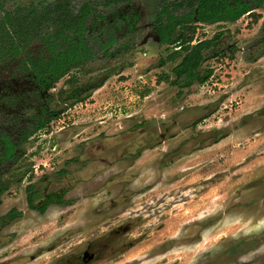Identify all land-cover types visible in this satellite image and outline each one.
Returning <instances> with one entry per match:
<instances>
[{"label": "rangeland", "instance_id": "obj_1", "mask_svg": "<svg viewBox=\"0 0 264 264\" xmlns=\"http://www.w3.org/2000/svg\"><path fill=\"white\" fill-rule=\"evenodd\" d=\"M55 1L0 0V20ZM157 1L121 0L141 12L136 32L107 52L90 30L94 58L47 88L0 58V133L18 141L48 119L0 162V264H83L76 255L97 239L109 248L88 264H264V2L258 20L197 24L195 42L223 33L192 70L202 81L178 77L185 51L166 60L180 47L159 41ZM34 181L38 199L67 202L32 209Z\"/></svg>", "mask_w": 264, "mask_h": 264}, {"label": "trees", "instance_id": "obj_2", "mask_svg": "<svg viewBox=\"0 0 264 264\" xmlns=\"http://www.w3.org/2000/svg\"><path fill=\"white\" fill-rule=\"evenodd\" d=\"M73 1L57 0L17 7L14 10H6L0 20V58H17L19 69L31 73L39 84V89L47 88L70 69L83 66L94 58L93 46L87 38L90 30L98 31L97 36L91 38L102 37L99 47L106 49L107 52L108 48L118 41V32L122 34L136 32L139 15L119 8L121 0L100 2L104 8L97 10L89 2L78 7ZM262 1L264 2V0H158L157 22L160 42L174 48L180 46V49H173L166 60L176 58L185 51L180 65L176 68L178 77L187 75L191 79L202 81L206 78L199 75L193 77L192 74V70L200 64L203 49L210 42L206 40L195 45L191 43L195 33V26L191 24L194 15L199 20L212 22L236 20L241 15L249 13L258 20L261 14L253 9L254 5ZM113 4L115 5L112 6ZM181 9L185 12L177 14ZM36 43H41L39 48L43 50L32 52L31 49ZM47 122L48 119L40 116L33 128L24 130L18 142L2 134L0 160L11 158L17 146L27 140L34 131L44 128ZM28 200L31 207L39 208L30 194ZM47 202L49 201L45 203ZM58 202L63 200L58 199ZM45 203L41 206L42 211L45 209Z\"/></svg>", "mask_w": 264, "mask_h": 264}, {"label": "flooded vegetation", "instance_id": "obj_3", "mask_svg": "<svg viewBox=\"0 0 264 264\" xmlns=\"http://www.w3.org/2000/svg\"><path fill=\"white\" fill-rule=\"evenodd\" d=\"M123 3H125V1L123 2ZM157 5V4H156ZM127 11H129V12H132L133 14H138L139 16H138V18H137V22L140 20V18H141V12L140 11H138V10H136L135 9V7L133 8V7H129L128 9H127ZM179 11V10H178ZM156 19H155V21H153V24L156 22L157 24H156V28H157V31H158V22H157V12H156ZM225 21H229V20H218V21H215V22H217V23H220V22H225ZM230 21H233V20H230ZM204 22H207V21H202V20H199L198 18H197V16L196 15H194L193 16V21L191 22V24H193L194 26H195V32H196V28H197V24H202V23H204ZM155 25V24H154ZM158 34V37H159V33H157ZM222 35H223V33L222 32H218V33H216L211 39H204V40H198L197 42H195L196 40H195V38H193V40H192V44L193 45H195V44H199L200 42H202V41H206V40H208V41H210L209 42V44H208V46H206L204 49H203V54H204V51L206 50V49H208V48H212V47H214V46H216L215 44L217 43V41H220V39L222 38ZM194 36H195V33H194ZM159 41H160V39H159ZM218 46V45H217ZM180 47V46H179ZM202 54V55H203ZM203 57H204V55H203ZM202 57V58H203ZM201 63H202V59H201V61H200V64H199V66L201 65ZM199 80V79H198ZM33 81V83L34 84H36V85H38V89H39V84L36 82V80H35V78H34V80H32ZM40 116V115H39ZM39 116H37L38 118H39ZM256 117V116H255ZM26 129V128H25ZM24 129V130H25ZM23 129L21 130V133H20V135H22V133H24L25 131H24ZM2 134L3 133H0V137L2 136ZM5 135H7V136H10L9 134H5ZM21 137V136H20ZM20 137H19V139H20ZM10 138L14 141V142H18L19 141V139H18V141H15L11 136H10ZM1 141H2V138H1ZM1 145V144H0ZM2 146V145H1ZM138 146V145H137ZM136 146V147H137ZM3 147V146H2ZM2 147H0V149H2ZM130 147V146H129ZM258 147V146H257ZM18 148H19V146H17V148L15 149V153L13 154V156L11 157V158H8V159H6V160H13L14 158H16L17 156V151H18ZM125 148V147H124ZM126 149V148H125ZM258 150V148H256V151ZM135 151H130V149H128V151H124V152H122L123 153V155H122V157H127V156H130V155H132V153H134ZM257 152H259V151H257ZM251 155H253V157L255 158L256 156H255V154H254V151H252V153H251ZM16 156V157H15ZM103 159V158H102ZM4 160H0V162H3ZM19 180H22V177L21 178H19ZM8 182L9 181H7V178L6 177H4V175H3V173L0 171V195H2V193L4 192V191H6L7 190V188H8ZM34 184H35V181L34 182H32L30 185H28V187H27V201H28V204H29V200H28V197H29V194L34 198V203L36 204V205H38V207L39 208H34V207H31L30 206V204H29V206L32 208V209H36V210H38V211H40V212H43V211H45L46 210V208L47 207H49L52 203H65V202H67V200L65 199V194H64V192H60V193H54L53 194V196L52 197H50L52 200L50 201L49 199H38V198H41V193L42 192H40V191H38V190H35L34 188H35V186H34ZM58 199H61V200H63V202H58ZM39 200H41L38 204H37V202L39 201ZM46 201H49V202H47V203H45ZM44 203H45V209L42 211L41 210V206L42 205H44ZM131 227H132V224H131V222L130 221H127V223H124V225L122 224V225H118L117 227H115L113 230H114V232H119V231H121L122 229L124 230V231H128L129 229H131ZM110 245V244H109ZM106 247V248H105ZM109 248V246H105V245H101V241H99L98 239L97 240H95L94 242H92V245H90V246H87L85 249H83L82 251H80V252H78V254L76 255L77 256V258H76V261L78 262H81V263H83V264H88V263H90L91 261H93V260H97V259H100V258H105L104 257V254H106V252L104 251V249H108ZM107 256V255H106Z\"/></svg>", "mask_w": 264, "mask_h": 264}]
</instances>
